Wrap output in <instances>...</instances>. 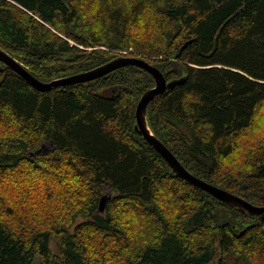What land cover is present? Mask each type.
Returning <instances> with one entry per match:
<instances>
[{"label":"trees","instance_id":"1","mask_svg":"<svg viewBox=\"0 0 264 264\" xmlns=\"http://www.w3.org/2000/svg\"><path fill=\"white\" fill-rule=\"evenodd\" d=\"M0 48L45 82L118 55L185 76L151 101L153 132L192 174L264 204V0H0ZM155 84L127 65L40 91L0 63V264H264V220L135 131Z\"/></svg>","mask_w":264,"mask_h":264},{"label":"water","instance_id":"2","mask_svg":"<svg viewBox=\"0 0 264 264\" xmlns=\"http://www.w3.org/2000/svg\"><path fill=\"white\" fill-rule=\"evenodd\" d=\"M0 63H2L5 67L14 70L24 79H26V81L29 82L34 88L40 91H49L63 84H76L92 81L127 65H135L146 70L153 76L156 84L154 87L144 92L136 106V123L134 125L135 131L138 132V134H140L145 140H147L163 156L176 175L209 192L217 199L237 208L240 212L255 217L256 219L264 220V204H254L233 192L216 186L192 174L153 132L148 118V108L151 101L157 94L164 92L168 87L174 86L177 83H182L186 79L185 76L168 81L164 73L158 67L151 64L144 58L130 55H118L112 60L91 70L68 77L55 79L50 82L42 81L34 76L27 67H25L21 62L16 60L13 56L1 48ZM112 195L113 193L110 195H104L102 197L100 202L101 211L105 210L106 201L107 199L111 198Z\"/></svg>","mask_w":264,"mask_h":264},{"label":"rangeland","instance_id":"3","mask_svg":"<svg viewBox=\"0 0 264 264\" xmlns=\"http://www.w3.org/2000/svg\"><path fill=\"white\" fill-rule=\"evenodd\" d=\"M141 58V57H140ZM151 63V62H150ZM152 64V63H151ZM113 191L109 188L100 198V202H101V199L104 195H110L112 194ZM107 202V201H106ZM81 221V219H78V222ZM60 237L58 236H54L53 239H52V242H51V249L52 251L54 252V254H57V255H60V252H59V243H60ZM40 263V257L37 256L36 257V260L34 261L33 264H39Z\"/></svg>","mask_w":264,"mask_h":264}]
</instances>
